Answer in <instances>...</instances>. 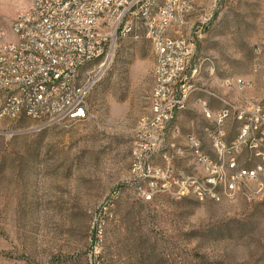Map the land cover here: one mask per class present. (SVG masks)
Here are the masks:
<instances>
[{
	"label": "rangeland",
	"instance_id": "1",
	"mask_svg": "<svg viewBox=\"0 0 264 264\" xmlns=\"http://www.w3.org/2000/svg\"><path fill=\"white\" fill-rule=\"evenodd\" d=\"M30 4L0 0L6 39L16 40L12 21ZM202 17L207 36L195 40L190 65L201 68L191 81L264 106V47L256 52L264 41V0H204L187 31ZM134 29L115 38L88 96L89 118L50 125L25 116L0 119V264H264V199L143 201L127 183L134 129L150 112L154 85L151 41L139 23ZM100 62L86 67L96 71ZM173 124L183 136L206 139L208 123L196 107ZM240 128L228 120V142ZM249 156L248 149L239 155L241 165H254ZM175 167L194 171L190 156Z\"/></svg>",
	"mask_w": 264,
	"mask_h": 264
},
{
	"label": "built area",
	"instance_id": "2",
	"mask_svg": "<svg viewBox=\"0 0 264 264\" xmlns=\"http://www.w3.org/2000/svg\"><path fill=\"white\" fill-rule=\"evenodd\" d=\"M202 0H31L12 21L16 40L0 26V119L29 117L43 125L74 122L92 113L88 96L100 79L117 36L127 37L139 23L154 51L150 112L134 129L128 184L143 201L167 195L174 199L222 200L236 194L264 199V106L258 100L234 101L191 80L195 40L204 39L208 18L187 31ZM195 22L193 21V24ZM264 47L258 44L256 52ZM102 58L99 69L87 64ZM209 71L213 73V66ZM238 86H245L238 80ZM196 97L207 121L206 139L183 136L174 120ZM241 122L238 137L227 141L226 123ZM179 137H184L182 141ZM250 151L241 165L239 155ZM190 156L194 171L175 162ZM115 190L113 197L118 196Z\"/></svg>",
	"mask_w": 264,
	"mask_h": 264
},
{
	"label": "crops",
	"instance_id": "3",
	"mask_svg": "<svg viewBox=\"0 0 264 264\" xmlns=\"http://www.w3.org/2000/svg\"><path fill=\"white\" fill-rule=\"evenodd\" d=\"M203 4H204V0L198 2L197 7L200 6V5L202 6ZM194 107L200 109L199 104L196 102V97L195 96L192 97L190 99V102H189V108H194Z\"/></svg>",
	"mask_w": 264,
	"mask_h": 264
},
{
	"label": "trees",
	"instance_id": "4",
	"mask_svg": "<svg viewBox=\"0 0 264 264\" xmlns=\"http://www.w3.org/2000/svg\"><path fill=\"white\" fill-rule=\"evenodd\" d=\"M102 58H99V59H97L96 61H94V62H97V61H99V60H101ZM88 65V64H87ZM87 68V67H86ZM26 117V116H25Z\"/></svg>",
	"mask_w": 264,
	"mask_h": 264
}]
</instances>
